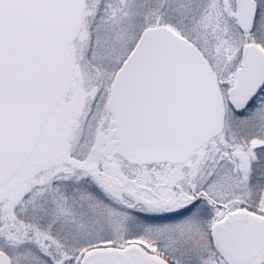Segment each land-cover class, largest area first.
Masks as SVG:
<instances>
[{
    "label": "snow or ice",
    "instance_id": "1",
    "mask_svg": "<svg viewBox=\"0 0 264 264\" xmlns=\"http://www.w3.org/2000/svg\"><path fill=\"white\" fill-rule=\"evenodd\" d=\"M0 264H264V0H0Z\"/></svg>",
    "mask_w": 264,
    "mask_h": 264
}]
</instances>
